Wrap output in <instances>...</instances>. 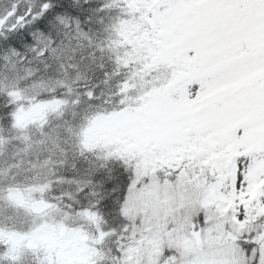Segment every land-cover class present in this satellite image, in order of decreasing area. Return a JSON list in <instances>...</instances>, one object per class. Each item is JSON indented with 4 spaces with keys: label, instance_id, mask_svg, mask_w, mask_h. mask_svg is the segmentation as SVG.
<instances>
[{
    "label": "snow or ice",
    "instance_id": "snow-or-ice-1",
    "mask_svg": "<svg viewBox=\"0 0 264 264\" xmlns=\"http://www.w3.org/2000/svg\"><path fill=\"white\" fill-rule=\"evenodd\" d=\"M0 264H264V0H0Z\"/></svg>",
    "mask_w": 264,
    "mask_h": 264
}]
</instances>
